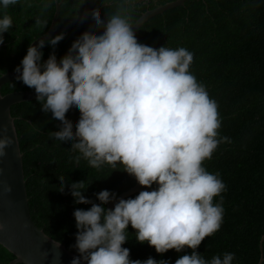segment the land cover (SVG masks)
<instances>
[{"label":"clouds","instance_id":"1","mask_svg":"<svg viewBox=\"0 0 264 264\" xmlns=\"http://www.w3.org/2000/svg\"><path fill=\"white\" fill-rule=\"evenodd\" d=\"M17 3L0 0L5 10L0 13V43L13 25L6 10ZM89 16L93 25L102 26L99 34L82 32L59 60L50 52L42 61V49L45 43L54 46L63 39V32L47 42L29 43L14 68L15 78L34 89L42 112L51 111L59 121L58 130L49 134L69 144L78 153L77 161L82 157L94 168L108 164L112 170L122 169L148 190L118 198L109 209L105 204L116 198L114 191L100 190L94 194L99 203H94L82 194L88 183L70 182L73 202L91 206L73 210L77 232L72 247L79 255L69 264H169L151 256L130 259V250L122 247L129 238L128 225L138 242L146 241L157 253L191 250L172 264H232V252L205 259L196 251L220 228L224 212L213 197L225 190V184L202 162L228 137L217 131V102L189 71L192 52L139 43L132 24L119 13L103 20L97 12ZM71 110L80 114L75 131L65 118ZM12 143L8 125H0V157ZM65 180L59 177L61 191ZM2 187L5 193L12 190L6 181Z\"/></svg>","mask_w":264,"mask_h":264},{"label":"trees","instance_id":"2","mask_svg":"<svg viewBox=\"0 0 264 264\" xmlns=\"http://www.w3.org/2000/svg\"><path fill=\"white\" fill-rule=\"evenodd\" d=\"M167 1L170 0H91L89 11L61 31L63 39L54 46L45 43L41 59L46 60L54 52L59 60L82 32L99 34L102 26L97 28L91 23L92 12L99 13L102 20L119 13L132 24L146 9ZM85 3L86 0H62L55 27L75 18ZM54 6V0H18L6 10L13 25L3 33L0 43V74L19 65L29 43L47 30ZM3 11L0 9V13ZM43 21L48 23L44 26ZM134 34L139 43L154 48L165 45L192 52L189 71L217 102L221 121L217 131L219 136L228 137L218 144L210 159L202 162L208 172H218L225 184V190L213 197V203H222L224 212L220 228L206 236L196 251L205 259L232 252V264H256L264 234V0H184L181 5L149 17ZM24 89L33 88L16 78L0 87L2 94ZM10 114L22 153L30 217L47 235L79 255L72 247L77 232L72 213L91 204L74 203L69 183H88L82 194L99 203L95 193L107 189L117 195L136 180L122 169L112 170L108 164L94 168L82 157L77 161L78 153L69 144L50 136V130H58L59 121L52 118L51 111L42 112L36 99L12 104ZM79 115L78 110L66 113L73 131ZM60 176L66 178L63 191L58 188ZM141 187L148 190L147 186ZM127 230L129 238L122 247L130 250V259L151 256L172 264L178 256L191 251L185 247L182 252L168 249L157 253L146 241L135 239L131 225ZM261 249L264 264V237ZM12 258L0 245V264Z\"/></svg>","mask_w":264,"mask_h":264},{"label":"water","instance_id":"3","mask_svg":"<svg viewBox=\"0 0 264 264\" xmlns=\"http://www.w3.org/2000/svg\"><path fill=\"white\" fill-rule=\"evenodd\" d=\"M62 0H54V12L47 30L34 38L30 43L35 44L38 39L47 40L54 34L63 31L76 21L80 20L88 11L91 0L86 3L75 18L65 24L55 27L60 3ZM184 0H170L153 8L143 11L132 23V30L135 32L138 27L149 17L161 13L162 11L183 4ZM26 53V51H25ZM17 73L8 70L0 74V87L5 82L15 79ZM34 89L14 90L4 94L0 91V125H8V135L13 138V143L6 149L7 155L0 157V245L7 249L13 258L5 264H14L21 262L23 264H69L74 252H71L66 246L38 228L30 217L28 198L25 187L22 153L20 152L16 129L14 126V117L10 114V106L14 103L35 99ZM11 185V192H3L2 182ZM141 185L136 181L129 188L121 191L112 201L107 202L106 208L111 209L118 198H124L134 192L140 191ZM259 241L260 254L256 264H261L263 254L261 249V240ZM58 256L54 261L53 257ZM81 264H85L81 261Z\"/></svg>","mask_w":264,"mask_h":264}]
</instances>
